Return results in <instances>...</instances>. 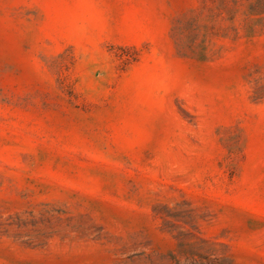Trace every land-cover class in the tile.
<instances>
[{
  "label": "rangeland",
  "instance_id": "374dc122",
  "mask_svg": "<svg viewBox=\"0 0 264 264\" xmlns=\"http://www.w3.org/2000/svg\"><path fill=\"white\" fill-rule=\"evenodd\" d=\"M0 264H264V0H0Z\"/></svg>",
  "mask_w": 264,
  "mask_h": 264
}]
</instances>
